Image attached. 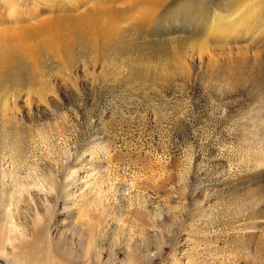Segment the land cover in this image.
<instances>
[{
  "label": "rangeland",
  "instance_id": "rangeland-1",
  "mask_svg": "<svg viewBox=\"0 0 264 264\" xmlns=\"http://www.w3.org/2000/svg\"><path fill=\"white\" fill-rule=\"evenodd\" d=\"M13 1L21 20L4 14L7 26L35 32L61 0ZM64 1H78L72 14L93 5ZM108 5L133 25L131 0ZM262 32L247 51L186 46L197 51L183 52L184 77L166 69L170 79L129 84L72 59L73 79L52 70L46 97L9 95L0 218L11 215L22 236L0 261L46 231L60 264H264Z\"/></svg>",
  "mask_w": 264,
  "mask_h": 264
},
{
  "label": "bare ground",
  "instance_id": "bare-ground-1",
  "mask_svg": "<svg viewBox=\"0 0 264 264\" xmlns=\"http://www.w3.org/2000/svg\"><path fill=\"white\" fill-rule=\"evenodd\" d=\"M108 1L79 0L83 3L81 6L93 5L77 14H72L74 8L71 7L77 6L78 1L70 5L64 0L50 2L54 15L48 19L43 17L46 19L37 22L35 32H31L30 28H34L35 24L24 28L7 26L6 22L13 16L16 24L21 20L16 18L17 2L0 0V23L5 24L0 28V115L4 119L8 116L9 95H12L14 103L18 95L23 94L19 93L22 88L26 89V99L35 91L41 98L46 97L44 87L47 82L51 84L48 75L52 70L68 80L73 79L71 70L67 73L72 59L75 66L80 61L84 67L102 66L106 71L105 79L110 76L128 83L140 79L154 83L172 77L171 71L166 69L174 70L175 75L185 76L188 64H191L188 63L191 59H185L183 54L188 51L186 46H197L200 51L202 45L207 44L209 48L231 50L229 46L235 44L239 50L247 51L264 31V0H131L132 6L126 5L124 8L130 16L138 12L132 15L131 26L122 25V11L107 10ZM109 12L111 18L104 19ZM4 14L11 18L7 17L9 20L5 21L6 17L2 18ZM37 15H34L35 18ZM14 32L18 36L13 37ZM45 35L47 37L44 39ZM35 36L42 39L36 41ZM197 50L194 49L193 56ZM190 51L187 53L191 55ZM46 54L52 58L48 60L55 63L51 67L44 65L43 57ZM52 88H49V92ZM17 150L12 151L11 148L13 162L18 161L20 151ZM18 233L11 215L0 218V255L3 244L14 246L21 235ZM17 248L0 264H60L46 231L36 235L33 240L24 241L23 246Z\"/></svg>",
  "mask_w": 264,
  "mask_h": 264
}]
</instances>
